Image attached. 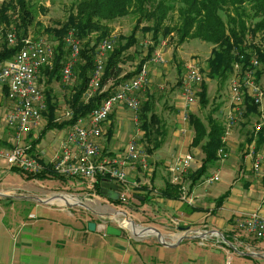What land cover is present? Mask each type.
I'll return each mask as SVG.
<instances>
[{
    "label": "crops",
    "instance_id": "1",
    "mask_svg": "<svg viewBox=\"0 0 264 264\" xmlns=\"http://www.w3.org/2000/svg\"><path fill=\"white\" fill-rule=\"evenodd\" d=\"M192 40L190 38L185 42ZM163 42L162 47L165 45ZM195 43L200 49L206 45ZM178 50L181 51V46ZM152 59L145 64L150 86L138 94L141 102L147 98L148 92L165 95L163 102L162 95L157 99L156 110L162 103L166 105V112L163 109L162 114L168 123V135L162 147L150 155L149 170L144 171L135 164L129 167L127 182L132 194L129 203L116 204L108 197L97 194L92 186H79L75 178L70 177L64 180L51 176L47 179L25 178L18 185L8 187L0 179V264H264V238H257L237 226L238 220L253 211L258 210L264 215L263 179L252 170V159L247 154L251 143L247 140L250 128L241 130L235 125L227 134L225 149L228 156L215 161L221 174L212 173L218 174L219 180L206 186L199 181L201 178L193 180L195 171L202 165L204 153L200 146H192L194 129L190 118L187 121L183 119L181 79L186 70L178 69L173 63L161 70L158 63L151 62ZM185 65L187 69L188 63ZM58 81L63 84L62 78L51 80L44 73V67L39 70L38 82L45 90V98L46 91L50 89L58 103L57 117L69 108L68 99L71 96V92L68 96L65 92L56 93L54 87ZM207 82L209 85V79ZM170 83L171 87H166ZM175 83H178L177 86ZM111 84L108 83L106 88ZM116 88H113L114 91ZM209 90L210 85L208 94ZM10 106L6 89L0 85L1 149L17 142L5 121ZM197 107L198 102L190 108V114L198 115ZM223 123L225 125V120ZM46 125L47 115H43L38 127L22 134L21 144H30L31 153L44 165H51L56 153L65 145L70 125L50 130L45 129ZM143 134L138 112L123 103L117 104L102 125L99 138L102 157L122 156L127 144L133 139L140 143ZM257 136L254 132L252 141L263 150L264 142L259 145ZM141 145L144 146L143 142ZM186 153L194 156L193 166L182 181L188 189V199L182 196L162 197L161 190L167 182H171L170 163ZM46 180L54 184L50 186ZM52 186L79 190L72 193L77 194L86 206H69L63 197L46 202L50 196L66 194L48 193L40 188ZM120 210L128 212L141 226L159 228L169 245L162 244L155 236L135 237L130 234L122 223ZM91 221L96 223L94 230L89 228ZM108 225L121 228L122 233L108 234ZM193 230H200L202 235L219 230L228 239L210 234L186 237L179 242L182 236L192 234Z\"/></svg>",
    "mask_w": 264,
    "mask_h": 264
},
{
    "label": "trees",
    "instance_id": "2",
    "mask_svg": "<svg viewBox=\"0 0 264 264\" xmlns=\"http://www.w3.org/2000/svg\"><path fill=\"white\" fill-rule=\"evenodd\" d=\"M71 11L67 18L58 21L55 26L43 27V31L58 41L52 65L44 66V73L49 78L60 80L63 65L70 55V47L66 42L67 34L73 30L75 36L81 40V54L74 68V81L68 106L73 111V117L67 120H57L58 103L51 94L46 92L47 115L45 129L70 125L79 117H86L90 111L97 107L104 98L114 93V89L123 81L135 76L146 64V61L155 55L157 47L163 39L174 40L182 44L188 39H197L210 48L211 55L207 59L204 69L207 78L216 80L223 86L230 80L231 74L245 71L252 64L254 58L259 60L256 68V79L261 80L264 73V46L248 41L252 36L264 33V0H72ZM46 10L45 6L42 10ZM128 15L136 16L133 31L129 35L120 34L116 39L112 36V22ZM36 22L35 4L32 0H9L0 3V64L11 59L22 46L21 41L28 36L31 26ZM147 23L142 25V23ZM38 24V21L36 22ZM139 30L142 34H150L151 44L148 45L147 54L137 63L131 72H124L125 61L134 56L131 51L139 43ZM8 31L15 32L18 44L9 45L6 35ZM44 36H35L40 38ZM105 39L114 42L113 48L108 51L104 63V71L99 91L89 100L84 98V93L89 86L96 65L98 45ZM136 49H138L136 47ZM204 79L201 83L197 98L202 107L209 102L208 82ZM112 84L106 88L108 83ZM179 83V82H178ZM6 95L8 92L7 86ZM45 92V90H43ZM153 91L147 93V98L141 102L138 111L140 128L144 131L141 139L149 155L159 150L166 142L168 123L164 114L156 110L157 99L162 93ZM243 114V126L247 127L249 119L256 117V123L261 118L260 104L247 96ZM218 108H213L205 118L195 113L190 114V123L194 129L192 146H200L204 157L202 165L195 171V179L202 177L207 165L216 161L220 148H225V125L220 117L216 116ZM59 117V116H58ZM248 129V128H247ZM255 125L249 130L247 140L252 142ZM257 142H264V129L257 131ZM32 148L30 149V152ZM15 169V167H11ZM55 177L64 180L66 176L58 173L53 165L45 168L28 179H44ZM108 179L99 175L94 184V191L101 195V182ZM194 183V182H193ZM160 195L164 198H178L182 196L180 184L167 182ZM103 196V195H102ZM122 200H111L116 204L129 203ZM228 239V236L225 235Z\"/></svg>",
    "mask_w": 264,
    "mask_h": 264
},
{
    "label": "built area",
    "instance_id": "3",
    "mask_svg": "<svg viewBox=\"0 0 264 264\" xmlns=\"http://www.w3.org/2000/svg\"><path fill=\"white\" fill-rule=\"evenodd\" d=\"M6 38L9 45L15 46L19 43L13 31H8ZM66 42L70 47V55L62 68V81L70 85L74 81V68L81 54L82 43L73 30L68 32ZM21 43L22 46L13 58L0 64V85L7 86V97L11 102L5 121L17 140L11 147L0 149V154L8 159L11 166L37 174L46 165L30 152V144H21V137L22 134L40 125L43 112L47 109L45 94L38 82V72L42 67L53 63L55 50L54 46L44 37L28 36ZM113 45L114 42L111 39H105L97 47L96 65L89 86L84 93L86 100L92 98L100 89L106 56ZM161 54L160 51H156L153 60L163 61ZM258 66L259 60L254 58L248 69L239 71L240 73L231 78L230 101L225 113L224 141L230 129L243 118L247 96L260 104L262 112L259 123L255 124V132L264 129V86L256 80ZM204 79L205 75L198 64L193 62L188 64L181 79L184 103L182 114L186 121L190 118V108L198 102L197 93ZM149 82V71L144 66L135 76L120 83L114 93L104 98L97 107L90 111L88 116L79 117L70 124L65 145L53 158V168L66 177L88 180L92 189L99 175L106 176L117 183L119 199L127 202L131 195L130 185L127 182L128 169L135 164L144 171L149 170L150 155L144 146L133 139L127 144L122 156L111 159L103 158L99 138L102 135L103 123L109 119L117 104L123 103L133 111H139L141 100L138 92L145 90ZM72 117L73 111L68 108L57 119H71ZM218 154L221 159L228 156L225 148H220ZM247 154L252 159V170L263 179L264 186V149H259L255 141H252L248 146ZM193 161L194 156L186 153L174 159L168 167L171 172V182L181 185L184 199H188L189 194L182 181L184 175L193 166ZM217 180H219V175L214 174L208 177L206 182L212 184ZM121 216L122 223L127 228V219L123 214ZM237 226L248 234L264 238V215L258 210L238 220ZM191 233L202 234L200 230ZM215 236L222 238L220 235Z\"/></svg>",
    "mask_w": 264,
    "mask_h": 264
},
{
    "label": "rangeland",
    "instance_id": "4",
    "mask_svg": "<svg viewBox=\"0 0 264 264\" xmlns=\"http://www.w3.org/2000/svg\"><path fill=\"white\" fill-rule=\"evenodd\" d=\"M3 1H9V0H0V3H2ZM32 2L33 4H35V18H36V22L38 21V24H36L35 22L31 26L30 32L34 35V37L33 36L32 37L35 38V36H44L45 40L50 42L54 46V49H57L58 41L55 40L53 37H49V35L45 33V31H43V27L45 28L48 26H55L58 23V21L65 20L71 11V7H72L71 5L73 3L72 0H32ZM44 6L46 10L45 9L42 10V7ZM135 22H136V16L134 15H128L123 18H119L115 20L114 22L111 23L113 27L112 36L115 37L116 39L120 34L129 35L133 31ZM146 24H147L146 22L142 23V25H146ZM138 35H139V43L136 45L138 49H136V47H133L131 51L134 53V56L132 58L127 59L124 63V69L127 72H131L136 68L138 61H140L147 54L148 45L151 44L150 34H147V35L142 34L141 30H139ZM163 41L162 42L165 43L164 47H162V43H161L159 48H157L159 50L160 49L162 50L160 52L162 53L161 55L163 56V61L157 62L152 59L151 62L158 63V65H160L159 67L161 68V70H165L170 63H173L174 65H176L178 69L184 68L186 70L185 64L187 63L190 64L193 62L200 66L201 70L203 71L205 75V80H206L207 75L205 74L206 72H204V69L206 68V65H207L206 61L211 55V51L209 47L204 46V47H201L200 49L199 44L195 43L198 41L197 39H193L192 41H188L187 43L185 42L182 44H177V38H175L174 40L165 38L163 39ZM248 41L264 46V33H258L255 36H252L251 34H249ZM180 46H181V51L178 50V47ZM238 73H240L238 70L234 71L231 74L230 80H227V82L221 87L219 86L216 80L210 81V79L207 78V80L209 79V83H210L209 84L210 85L209 102L206 107H202L201 103L198 102V107L196 109V112L198 113L200 117L205 118V116L210 111H212L213 108L219 107L218 112H216V116L220 117V119L223 122L224 120L226 121L224 110H227L226 105L230 101L231 78L236 76ZM160 77L162 76L160 75ZM168 77H170L169 80L172 79L170 74ZM258 82L260 85L264 86V73L261 76V80ZM63 84L60 81H58L55 84L56 86L54 87V89L57 91L56 93L59 94L60 92L61 93L65 92L66 96L70 95V92H72V87L74 83L70 85L65 84V86ZM164 84L166 85L167 83H164ZM177 84L178 83H175V86H177ZM166 87H171V83L167 85ZM164 96L165 95L161 96L162 102L164 100ZM160 106L161 107L157 108V110L160 111L161 113L164 111L166 112V109H165L166 105H163L162 103ZM244 121L246 120L242 118L236 123V125L240 126L241 130H246L247 128L252 129V127L255 125V122L257 121V118L256 117L250 118L247 127L246 126L243 127ZM11 167H14V166H11L8 159L2 154H0V179H1V183H3L6 187L18 185L19 181H22L23 179L28 178L29 175H33L30 172L22 171L20 168L15 167V169H12ZM215 172H219L221 174V172L218 171L217 169V162L214 161L207 165V169L205 170V172L203 173L199 181L203 182L205 186L208 185V183L206 182L207 178L210 175H212V173H215ZM75 181L79 184V186L87 187L90 185L88 180H85L83 178H75ZM46 183L50 184V186L51 184H54L53 181H49V180H46ZM40 188L43 191H46L48 193L50 192L51 193H66V194L76 196L79 199V196L77 194L72 193V192L79 191L75 188L62 189V188H57L56 186H52L48 188H42V187ZM66 191H69L70 193ZM139 229L141 228H138V230ZM127 231L135 237H144V236L134 235L129 226H127ZM151 236H155V238H157L156 235L152 234ZM213 236L218 237L215 235Z\"/></svg>",
    "mask_w": 264,
    "mask_h": 264
},
{
    "label": "water",
    "instance_id": "5",
    "mask_svg": "<svg viewBox=\"0 0 264 264\" xmlns=\"http://www.w3.org/2000/svg\"><path fill=\"white\" fill-rule=\"evenodd\" d=\"M100 193L101 195L103 196H106L112 200H118L119 197H120V193H119V188H118V185L117 183L109 180V179H105L101 182V188H100ZM64 195H57V196H50L48 199H46L45 201L46 202H52L54 201V198H58V197H63ZM65 204L71 206V205H74V204H81L83 206H86L85 202L82 200V199H79L78 202H75V203H72V202H69V201H66ZM119 213L123 214L125 216V218L127 219V221H130L132 224L134 225H139L138 223H136V221L131 218L128 214V212H126L125 210H120ZM141 226V225H139ZM144 230H145V234L143 235H139V236H149V235H156L157 238L159 239V241L164 244V245H169L168 241L166 240V237L165 235L163 234V232L155 227V226H141ZM89 228L91 230H94L96 229V223L95 222H89ZM196 232L197 230H193L192 232ZM217 231V232H216ZM216 231H211L209 233H205V234H185L184 236H182L179 240V242L183 239V238H186V237H201V236H207V235H220L222 236V238H225L223 236V234L219 231V230H216ZM132 232L134 233V235H138L137 233H135L133 230ZM107 233L108 234H113V235H120L122 233V229L119 228V227H116L114 225H108L107 226Z\"/></svg>",
    "mask_w": 264,
    "mask_h": 264
},
{
    "label": "bare ground",
    "instance_id": "6",
    "mask_svg": "<svg viewBox=\"0 0 264 264\" xmlns=\"http://www.w3.org/2000/svg\"><path fill=\"white\" fill-rule=\"evenodd\" d=\"M63 199L66 200V201L72 202V203L78 202V197L70 195V194H65L63 196ZM127 224L135 233H137V234L139 233V235L145 234V230L141 226L134 225L130 221H127ZM138 228H141L144 231L141 232V231L138 230Z\"/></svg>",
    "mask_w": 264,
    "mask_h": 264
}]
</instances>
